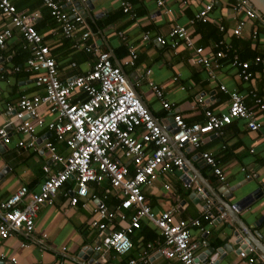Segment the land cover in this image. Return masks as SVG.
<instances>
[{
	"label": "crops",
	"instance_id": "0c3cea01",
	"mask_svg": "<svg viewBox=\"0 0 264 264\" xmlns=\"http://www.w3.org/2000/svg\"><path fill=\"white\" fill-rule=\"evenodd\" d=\"M55 1L64 12L77 10L84 20L83 27L78 28L73 39L62 35L60 25L50 15L42 0H10L18 11L34 17L35 28L49 46L61 79L90 71L96 60L94 53H108L113 64L121 66L141 101L162 124H170L171 119L162 112L149 82L163 86L165 98L178 107V112L187 123L204 121L202 108L196 103L198 95L204 99L208 109L216 114L225 113L228 109V96L218 89L219 85L244 95L245 104L255 112L257 122L261 124L258 131L248 130L243 120H234L223 129L221 135L204 137L198 149L189 146L174 148L182 157L186 172L195 179L194 185L186 190L181 180L182 172L174 171L166 177L159 176L145 192L146 203L156 215L174 207L176 219L200 220V226H189L190 237L198 245L195 253L197 261L249 264L238 256V240H248V235L254 242L264 246V110L255 106L253 96L264 101V73L259 66H253L252 69L257 73L254 80L244 83L237 77L230 59L226 57L221 60L222 67L217 72L216 80L211 81L205 69L192 63V50L184 45L173 50L154 42L156 36H168L174 25L186 26L194 45L205 48L211 57L212 46L218 39H214L213 31L207 26L216 29L217 22L226 28L234 26L235 17L240 16H236L231 9V4L236 0H216L215 7L209 13V24H196L192 27L189 26L190 19L209 0H168L166 5L171 10L169 14L158 9L151 0H127L131 6V12L127 14L122 12L117 0H88L91 9L81 0L80 10L76 6L79 0H70L68 3ZM253 25L252 21H248L239 38L223 36L226 42L236 48L241 60H251L253 54L264 52V37L257 42L250 37ZM7 27H10L8 20L0 16V31ZM11 31V38L6 40L5 48L0 51V108L3 111L0 127H6L11 140L8 145L0 144V201L9 198L22 186L38 192L45 178L43 166L56 169L47 153L15 146L19 139L28 138L15 131L17 122L14 112L6 114L5 109L15 108L22 95H41L43 90L36 87L34 74L22 68L29 55L26 57V53L29 52L18 30L11 27ZM86 31L89 36L84 41L81 35ZM145 33L152 40L144 41ZM75 43L84 48L91 46L94 52L76 49ZM130 48L137 54L133 67L124 65ZM24 54L25 59L21 58ZM247 56L249 58L245 59ZM15 67L22 69L15 72ZM146 70H150L147 75ZM37 119L47 124L55 120V115L42 106L36 118H27L35 129L36 149L48 140L58 146L61 154L66 155L65 146L56 142L53 134L38 127ZM204 152L216 159L224 173V182H220L201 160L200 154ZM164 184L170 185V190H166ZM70 187L73 188V184L64 186L53 205L40 208L30 235L16 233L6 239L0 238V264H10L8 259L11 257L16 258L17 264H95L98 260H102V264H129L130 260L141 258L144 250H147L144 256L146 264H179L167 260L159 252L162 238L152 225L144 221L141 229L131 237L133 248L128 254L120 256L108 252L102 256L96 252L95 247L102 239L97 229L90 227L89 210L94 208L97 201L90 198L88 210L79 206L69 208L68 200L62 196V192L70 190ZM89 193L109 206L117 203L107 183L90 186ZM106 195L108 198L104 199ZM244 198L247 200L242 211H234L232 205ZM208 214L212 218L205 220L203 216ZM1 216L0 210V219ZM127 224L126 221L115 219L109 228L122 229ZM234 232L238 235L233 236ZM22 244L25 246L22 247ZM210 248L212 255L209 256ZM253 249L255 256L252 257L256 264H264V252L255 247Z\"/></svg>",
	"mask_w": 264,
	"mask_h": 264
},
{
	"label": "built area",
	"instance_id": "2783aa9c",
	"mask_svg": "<svg viewBox=\"0 0 264 264\" xmlns=\"http://www.w3.org/2000/svg\"><path fill=\"white\" fill-rule=\"evenodd\" d=\"M42 1L60 25L62 35L73 39L78 28L84 25L78 11L72 9V13H67L55 0ZM151 1L165 14L171 12L166 5L168 0ZM117 2L123 13L131 12L127 0ZM215 2L216 0H209L190 19L189 26L207 23ZM231 9L236 16H240L235 17L234 26L228 29L217 22L216 26L223 36L241 37L248 21L260 22L264 26L263 17L248 5L247 0H236ZM0 16L6 18L10 26L0 31V51L5 48L6 40L12 36L11 27L18 30L25 42V49L29 52L22 68L34 74L36 87L43 90L41 95H22L15 108L5 109L6 114L14 112L17 122L15 131L28 138L19 139L15 146L47 153L56 166L55 170L47 165L43 166L45 178L38 192L29 191L22 186L9 198L0 201V238L6 239L16 233L30 235L40 208L53 205L64 186L73 184V188L62 192V196L68 200L69 208L79 206L88 210L89 199L97 201L94 208L89 210L90 227L97 229L98 236L102 239L95 247V251L102 256L108 252L120 256L128 254L133 248L131 237L141 229L144 221L152 225L162 238L159 252L167 260L179 264H213L197 261L195 253L198 245L190 237L189 226H200V220L176 219L174 207L156 215L146 203L145 190L159 176L166 177L174 171L182 172L181 180L186 190L194 185L195 179L186 172L184 161L175 149L186 146L198 149L204 137L221 135L223 129L234 120H243L248 130L258 131L261 124L257 122L255 112L245 104L244 95L219 85L218 89L228 96V109L221 114L209 110L204 99L198 95L196 103L202 108L204 121L187 123L178 112V107L165 98L163 86L149 82L162 112L171 119L170 124H162L141 101L121 66L113 64L108 53H94L96 60L90 71L61 79L56 62L50 55L49 46L35 28L34 17L18 11L10 0H0ZM81 36L85 41L89 32L86 31ZM256 36L257 27L253 25L250 37L256 40ZM143 40L149 42L152 39L145 33ZM154 42L173 50L180 45L192 50V63L205 69L211 81L216 80L217 72L222 67L221 60L226 57L230 59V65L236 70L237 77L244 83L254 80L257 73L252 69L253 66H259L264 72V59L255 56L251 60H241L225 38L213 44V55L210 57L205 48L194 45L186 26L176 24L168 36H156ZM74 48H83L87 53L94 52L93 47L84 48L78 43L74 44ZM136 59L135 50L130 48L124 65L133 67ZM22 68L15 67L14 71L19 72ZM149 73L150 70H146L145 74ZM253 96L255 106L263 111V99ZM42 106L55 115V120L45 124L37 119V125L53 134L56 142L65 146L66 155L61 154L58 146L48 140L36 149L35 129L27 118H36L37 111ZM1 114L3 111L0 108ZM10 141L6 127H0V143L8 145ZM200 158L220 182L225 181L224 173L210 153H201ZM103 183H107L114 193L117 203L113 206L98 201L96 196L89 193L90 186ZM164 188L170 190V185L164 184ZM197 189L201 191L200 188ZM107 198V195L104 196V199ZM231 208L237 211L234 206ZM203 218L208 220L212 215H204ZM115 219L128 224L122 229L109 228ZM238 252L241 259L247 260L249 264H256L252 257L255 256L253 247L247 245ZM146 255L147 250H144L140 260H130L129 264H146ZM8 262L17 264L15 257L8 259Z\"/></svg>",
	"mask_w": 264,
	"mask_h": 264
},
{
	"label": "water",
	"instance_id": "95a60500",
	"mask_svg": "<svg viewBox=\"0 0 264 264\" xmlns=\"http://www.w3.org/2000/svg\"><path fill=\"white\" fill-rule=\"evenodd\" d=\"M91 2H89L88 0H85L84 1V5H86L87 7H91V4H90ZM247 3H248V5L250 6V7H252V8H254L255 10H256V12L261 16V17H263V19H264V0H247ZM80 4H81V0H79L77 3H76V6H79L78 7V10H80V8H81V6H80ZM91 9V8H90ZM83 13V12H82ZM97 18V17H96ZM0 144H2V143H0ZM4 145V144H3ZM235 194V190L233 191V195ZM253 195V194H252ZM249 196V195H248ZM250 197V196H249ZM230 198V197H229ZM245 200H247L246 198H244L243 200H241V202H237L238 204H233L232 206H234L235 208H236V210H237V212L239 213L240 211H242V206L244 205V202H245ZM227 206H229V208L231 207L230 205H227ZM248 210V209H247ZM261 221V220H260ZM257 223V222H256ZM237 226H239V224H237ZM240 227V226H239ZM252 234L254 235V236H256V233L255 232H252ZM251 234V235H252ZM238 235V233L237 232H234V234H233V236H237ZM252 235V236H253ZM247 236V239L248 240H244V239H242V238H240L239 240H238V243H240V248L239 249H244V248H246V246L248 245V246H251V247H255V248H257L260 252H264V246H262V244H257L256 242H254V240L252 239V238H250L248 235H246ZM210 254H209V256L210 255H212L211 254V252H212V249L210 248ZM218 252H221V251H219L218 250ZM102 260H98V261H96V263L95 264H102Z\"/></svg>",
	"mask_w": 264,
	"mask_h": 264
},
{
	"label": "trees",
	"instance_id": "16d2710c",
	"mask_svg": "<svg viewBox=\"0 0 264 264\" xmlns=\"http://www.w3.org/2000/svg\"><path fill=\"white\" fill-rule=\"evenodd\" d=\"M234 3H235V1H234ZM234 3L231 4V8L233 7ZM214 7H215V5H214ZM209 22H210V20L207 23H205V24H201V23H198V24H200V25H206L207 26L209 24ZM254 24L257 27V36H256V41H255V42H257L259 40H262L261 38L264 37V26L260 22H255ZM207 27H209L213 31V34L215 35V38H214L215 40H217V39L219 40V38L220 39L223 38V33L219 32L218 28L215 29V28L211 27L210 25H208ZM226 29H228V28H226ZM234 43H235V46H236V42H234ZM232 48H233V51L235 53H238L237 50H236V48L233 45H232ZM27 55H28V53H26V57H27ZM24 56H25V54L24 55H21V58H24ZM253 56L254 57L255 56H259L262 59H264V52L253 54ZM247 58H249V56L245 57V59H247ZM241 59H242V57H241ZM16 64H18V63L16 62Z\"/></svg>",
	"mask_w": 264,
	"mask_h": 264
},
{
	"label": "clouds",
	"instance_id": "9594fccd",
	"mask_svg": "<svg viewBox=\"0 0 264 264\" xmlns=\"http://www.w3.org/2000/svg\"><path fill=\"white\" fill-rule=\"evenodd\" d=\"M251 247V246H250Z\"/></svg>",
	"mask_w": 264,
	"mask_h": 264
}]
</instances>
